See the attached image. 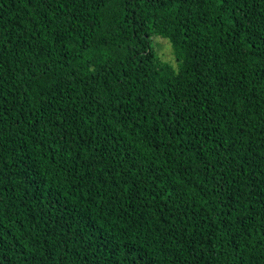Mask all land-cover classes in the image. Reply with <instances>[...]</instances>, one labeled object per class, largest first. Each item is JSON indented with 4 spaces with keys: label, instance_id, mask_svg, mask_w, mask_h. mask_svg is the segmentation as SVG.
<instances>
[{
    "label": "trees",
    "instance_id": "obj_1",
    "mask_svg": "<svg viewBox=\"0 0 264 264\" xmlns=\"http://www.w3.org/2000/svg\"><path fill=\"white\" fill-rule=\"evenodd\" d=\"M248 2L252 3V0ZM126 3L127 0H123L114 13L102 15L96 21L89 18L90 24L97 25L93 29L96 34L95 55L98 58H110L108 62L117 76L128 73L125 88L129 89L131 100L125 97L111 106L109 118L114 121L115 128H112L111 134L108 135L107 143L113 145L110 151H115L128 163L129 157L147 155L155 162L157 169L163 167L177 174L175 179L182 185L186 184L189 192L188 217L192 218L200 229L192 238L207 250L204 252L207 264H217L215 260L207 259L211 244L219 237L231 253L234 242L231 236L226 234L225 215L221 214H226L223 205L219 204L214 211V205L218 204L215 193L221 188L224 191L230 188L235 190L237 183L251 184L253 178L250 173L241 178L239 173L233 172L229 176L231 185L227 179H221L220 173L223 170L217 161L222 160V154L226 153L214 143L217 137L210 132L207 137L199 134L197 138L196 133L189 135L185 131L189 127V117L183 109H190L192 105L181 104V110H177L175 115L168 114V109L174 107L169 78H183L186 85L189 81L195 84L194 89L186 87L182 90L180 98L191 99L194 93L199 97L195 102L197 105H203L204 93L208 92L209 88L212 89L211 95L216 99L208 103H219L226 98L229 109L233 104V95L230 94H234L238 99L241 94H247L245 89L259 91L264 86V67H257L244 55L249 51L250 44L264 47V41L257 31L259 23L248 22L249 19L254 21V15L245 17L246 11L253 14L257 11L255 4L249 10L240 7L244 0H230L227 5L222 4L220 0H196L190 14L180 12L177 15L173 11L172 15H166L169 9L157 11L149 7L145 14L144 9L127 8ZM50 7H58L57 0H53ZM182 7L187 8L188 5ZM40 11L35 0H0V25L10 30L14 36L25 31L31 35V32L39 27L37 20L42 19ZM77 13L84 14L83 9L69 6L66 15L74 18ZM64 27L72 32L75 38L69 40L65 36L57 46L58 54H62L60 65H68L71 62L75 66V53L85 47L89 24H85L84 29H81L83 35L72 31L71 25L66 24ZM103 35H107V43H104ZM155 37L170 43L176 67L161 60L156 45L153 44ZM11 62L17 75L8 77L7 83L0 88V105L8 110L5 123L11 128L4 140V149L0 152V160H8L10 165L4 169L7 179L0 183V199L4 202L3 212L0 213V256L4 258L2 264H37L41 257L35 249H40L42 256L49 257L50 261V248L54 249L53 255L63 252L61 240L67 237L64 236L63 230L53 223L50 214L53 218L64 215L62 205L65 199L75 202L76 211L79 213L68 219L73 235L69 238L71 250L66 264H73V261L75 264H112L115 259L112 250L103 247L105 241H113L111 233L120 237L125 252L128 247H136L140 251L147 250L157 257L156 264H161L160 252L164 243L171 244V241H166L163 233L158 235L153 230L163 226L165 231H169L164 218L167 216L168 222L171 223L168 208L172 205L167 200V193L157 186L159 182L152 178L150 172H146L145 175L149 176V179L147 184L139 185V192L135 186L125 185L128 191L118 193L119 198L116 199L114 197L118 190L115 182L111 180L105 185L101 177L95 187H91L89 180L77 188L75 179L71 184L65 179L69 175L76 176V171L72 168L73 163L83 174V162L76 159L75 153L71 160L61 158L58 144H63L64 139L53 143L51 137L45 136L41 142L40 136L29 135L25 150V145L20 143L25 137L20 135L21 129L13 127L12 122L19 120L21 128L34 121H40L41 126L46 124L55 109L63 106L72 90L68 88L67 92L57 90L50 95H44L45 104L41 106V86L35 81L25 83L32 76L28 62L18 57H11ZM208 65H211V70ZM56 68L57 66L53 65L54 71L50 74L52 79L58 74ZM64 71L68 69L64 68ZM201 73L207 79H203ZM20 76L24 79L21 80ZM112 78L115 79V76ZM132 81L136 82L135 85ZM13 83L17 90H13ZM25 89L27 95H20ZM123 91V88L120 89V92ZM138 93L142 95H137ZM57 100L60 103H57ZM165 100L167 103H163ZM21 102L23 109L20 107ZM259 103L264 104V100ZM255 104L256 101H253L248 105L254 112L259 111ZM13 108L15 111H12ZM81 112L83 113V108ZM249 119L247 127L256 138L255 150L260 151L264 149V143H261V139H264V126L257 116ZM233 122L240 126L238 118L233 117ZM38 131V128H27L28 133ZM64 133H67L68 139L77 135L75 127L57 129L53 135L63 136ZM100 142L103 143V140ZM36 170L41 173L38 177ZM32 177H35V180ZM119 179L121 177L117 176V180ZM97 189L101 191L98 192ZM244 191L249 192V189L244 188ZM256 191L253 186L251 192ZM249 197L243 200V203L250 204L258 199L251 193ZM255 206L261 207L258 202ZM68 207L71 208L72 204L69 203ZM84 209L86 211H83ZM125 222L130 228L126 235L120 229V225ZM189 231L193 230L190 228ZM50 232L56 233L52 237L55 243L45 239ZM141 237L143 239H139ZM153 238L161 241L155 252L151 247L139 248L141 243H150ZM217 246L219 247V244ZM77 250L86 253L84 259L74 255ZM220 259L223 260V257ZM124 264H128V261ZM163 264H175V261L163 259Z\"/></svg>",
    "mask_w": 264,
    "mask_h": 264
},
{
    "label": "snow or ice",
    "instance_id": "obj_2",
    "mask_svg": "<svg viewBox=\"0 0 264 264\" xmlns=\"http://www.w3.org/2000/svg\"><path fill=\"white\" fill-rule=\"evenodd\" d=\"M35 2L41 9L42 19L37 20L39 27L33 30L31 35L25 31L16 33L14 36L10 30L0 25V88L7 83L8 77L17 75L16 68L12 66L11 57H18L21 60H26L28 67L32 69V76L25 83L35 81L38 86H41L39 96L41 106L45 104L44 95H50L57 90L67 92L68 88H71L72 94L67 96L63 106L56 108L51 119L42 126L40 121H34L29 122L27 127L21 128L19 120L13 121V127L21 129L20 135L25 137L20 143L24 144L25 150H27V137L29 135L40 136L41 142H43L45 136L51 137L53 143H58L60 139H64L63 144H58L61 158L71 160L73 159V153H75L76 159L83 162L81 164L83 174L73 163L72 168L76 171V176L69 175L65 179L70 184L75 179L77 188L89 180H91V187H95L97 180H100L101 177H103L102 183L105 185L111 180L115 182L118 190L117 195L114 197L116 199L119 198L118 193L128 191L125 185H133L139 192V185L141 183L147 184L149 179V176L145 173L150 172L152 178L159 182L157 186L167 193V200L172 205L171 208H168L171 223L168 222L167 216L164 218V223L169 231H165L163 226L153 230L158 235L163 233L166 241H171V244L165 242L164 248L160 252L161 264H163V259H167L169 262L175 261V264H207L204 255L207 250L202 245H198V242L192 238L194 233L200 229L193 222V219L188 217L190 197L187 185H182L179 180L175 179L177 174L163 167L157 169L155 162L147 155H138L137 158L129 157L130 163L126 162L124 158L119 157L118 153L110 151L113 145L107 143L108 135L111 134L112 128H115L114 121L109 118L111 106L114 102L125 97L131 100L129 89L125 88L128 73L124 72L117 76L112 70V65L108 62L110 58H98L95 55L97 51L95 47L96 34L93 29L97 25L95 23L90 24L89 18L96 21L102 15L107 16L114 13L116 7L123 0H64V2L57 0L58 7L56 8L50 7L53 0H35ZM220 2L227 5L230 0H220ZM185 4L188 5L187 8L182 7ZM195 4L196 0H127L126 7L129 9H144L145 14L149 7L157 11L169 9L166 15H172L173 11L178 15L180 12L190 14ZM253 4H255L257 11L254 14L251 11H246L245 17L254 15V21L249 19L248 22L259 23L257 31L260 33L261 40L264 41V23H260V21H264V0H252V3L244 0L240 7L251 10ZM69 6L82 8L84 14L77 13L74 18L67 16ZM66 24L71 25L72 31L80 32L81 35H83L81 29H84L85 24H89L85 47L75 53L77 57L75 66L71 62L68 65H60L62 54H58L59 49L57 46L65 36L69 40L75 38L72 36V32L64 27ZM197 24H199V21H197ZM53 25L54 27L50 28ZM102 39L104 43H107V35H103ZM244 55L257 67H264V47L261 45L250 44L249 51L245 52ZM253 57H255L254 60ZM53 65L57 66L55 71L58 73L54 79L50 76L54 71ZM64 68H67L68 71L65 72ZM208 68L211 70V65H208ZM113 76H115V79L112 78ZM201 76L203 79H207L203 73H201ZM20 79L23 80V76H20ZM169 82L174 107L168 109V114L170 116L175 115L177 110H181V104L192 105L190 109H183L189 117V127L185 131L189 135L196 133L197 138L199 134L207 137L210 132L213 133L217 137L214 141L217 148H222L226 153V155L222 154V160L217 161L223 170L220 173L221 179H227L228 184L231 185L232 181L229 176L233 172L239 173L241 178L243 175L250 173L251 178H253L251 184L240 185L237 183L235 190L230 188L228 191H224L221 188L215 193L218 204L214 205V211L219 204H222L223 209L226 210V214L224 212L221 214L225 215L226 234L231 236L234 247L231 253L228 252L227 247L218 237L217 241L211 244V251L207 252V259L215 260L217 264H264V149L255 150L256 138L252 130L247 127L250 123L249 118L253 116L259 117L262 126H264V104L259 103L260 100H264V86L259 91L245 89L247 94H241L238 99L234 94H230L233 95V104L232 108L229 109L226 98L219 103H208L216 99L211 95V88L204 93L203 105H197L195 102L199 97L194 93L191 95V99L180 98L182 90L186 87L194 89L195 84L189 81L186 85L183 78L177 80L169 78ZM135 83V81H132L133 85ZM12 88L17 90L14 83ZM122 88L124 91L120 92ZM19 94L27 95V90L25 89L23 93ZM137 95L142 94L138 93ZM253 101H256L255 107L259 108V111L254 112L253 108L248 107ZM56 102L60 103L59 100ZM163 103H167V100ZM20 107L23 109V102H21ZM81 108H83V113ZM12 111H15V108ZM241 112H243V116H241ZM233 117L239 119V127L233 122ZM7 119L8 110L0 105V152L4 149V140L11 132V128L5 123ZM220 121H223V123H220ZM197 125H200V127L198 128ZM65 127H75L77 135L71 139L67 138V133H64L63 136L53 135L57 129ZM252 127L254 128L255 124ZM27 128H38L39 131L28 133ZM5 129H8V131H5ZM101 140H103V143L100 142ZM261 143H264V139H261ZM118 145L119 142L117 141ZM126 163L127 166H125ZM9 167L8 160H0V183L7 179L4 169ZM185 172H187V169H185ZM40 174V171L36 170V177ZM117 176H120L121 179L117 180ZM32 179L35 180V177H32ZM253 186L257 189L254 193L251 192ZM244 188H248L249 192H245ZM97 191L100 192L101 190L97 189ZM153 191H155V187ZM249 193L258 199L251 201L250 204H245L243 200L250 198ZM257 202L261 205L260 208H256ZM69 203L72 204L71 208L68 207ZM165 207H168L167 204ZM3 208L4 202L0 199V213L3 212ZM62 208L64 215L53 218L50 214V218L53 219V223L58 229L63 230L64 236L67 237L61 240L64 250L53 255L54 249L50 248L49 255L52 256L50 261L49 257L42 256L40 249H35L38 256L41 257L37 260V264H53V262L54 264H66L71 250L69 238L73 235L72 225L68 222V219L79 213L76 211L75 202L69 199H65ZM243 209H248V211H243ZM83 211H86V209ZM190 228L193 230L192 232L189 231ZM120 229L125 235L130 230L127 222L120 225ZM233 232L235 235H233ZM55 234V232H50L45 239L55 243L52 240ZM111 235L113 241H105L103 247L112 250V256L115 258L112 260V264H124L125 261H128V264H156L157 257L149 251H140L136 247H128L127 252H125V246L122 244L120 237L115 233H111ZM160 242V240L153 238L150 243L149 241L141 243L139 248L147 249L151 247L155 252ZM133 243H136V241H133ZM217 244H219V247ZM42 247L43 245L40 246V248ZM74 255L84 259L86 253L77 250ZM129 257H131L130 260ZM221 257H223V260L220 259ZM3 259V256H0V264H2ZM73 264H75L74 261Z\"/></svg>",
    "mask_w": 264,
    "mask_h": 264
},
{
    "label": "rangeland",
    "instance_id": "obj_3",
    "mask_svg": "<svg viewBox=\"0 0 264 264\" xmlns=\"http://www.w3.org/2000/svg\"><path fill=\"white\" fill-rule=\"evenodd\" d=\"M153 44L156 45V51L163 62H168L173 66H177L173 49L167 40H161L159 37L153 38Z\"/></svg>",
    "mask_w": 264,
    "mask_h": 264
}]
</instances>
